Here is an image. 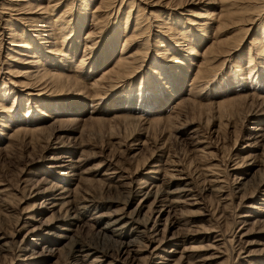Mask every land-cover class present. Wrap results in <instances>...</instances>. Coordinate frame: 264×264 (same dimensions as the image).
Wrapping results in <instances>:
<instances>
[{"label":"rangeland","instance_id":"rangeland-1","mask_svg":"<svg viewBox=\"0 0 264 264\" xmlns=\"http://www.w3.org/2000/svg\"><path fill=\"white\" fill-rule=\"evenodd\" d=\"M262 10L264 0H0V264H70L55 227L77 214L73 236L105 251L102 264H166L148 235L124 263L89 221H141L146 185L171 208L159 221L167 264H264ZM71 160L72 202L48 211L43 196L65 186Z\"/></svg>","mask_w":264,"mask_h":264},{"label":"bare ground","instance_id":"bare-ground-1","mask_svg":"<svg viewBox=\"0 0 264 264\" xmlns=\"http://www.w3.org/2000/svg\"><path fill=\"white\" fill-rule=\"evenodd\" d=\"M26 1V0H25ZM28 4V3H27ZM56 4V3H55ZM54 4V5H55ZM72 6V5H71ZM55 7V6H54ZM42 9V8H41ZM32 10V9H31ZM264 11V10H262ZM33 12V11H32ZM32 12L30 11L29 13L32 14ZM41 12V11H40ZM261 12V11H260ZM42 13V12H41ZM34 14V12H33ZM261 14V13H260ZM140 15V14H139ZM262 15V14H261ZM68 16V15H67ZM50 17V16H49ZM66 17V16H65ZM64 17V18H65ZM29 19V18H28ZM33 19V18H31ZM44 19V18H43ZM57 19V18H56ZM65 20V19H64ZM98 20V19H97ZM129 20V19H128ZM178 20V19H177ZM67 22V20H66ZM83 22V21H82ZM139 22V21H138ZM57 22H55L56 24ZM61 23V22H60ZM141 23V21H140ZM143 24V23H142ZM209 24V23H208ZM51 25V24H50ZM60 25V24H58ZM100 25V24H99ZM139 25V24H138ZM64 26V25H63ZM83 27V26H82ZM101 27V26H100ZM263 27V26H262ZM61 28L62 25H61ZM136 28V27H135ZM60 29V28H59ZM264 29V28H263ZM11 30V29H10ZM14 30V29H13ZM62 30V29H61ZM64 30V28H63ZM138 30V29H137ZM60 31V30H59ZM72 31V30H71ZM115 31V30H114ZM139 31H142L139 29ZM53 33V32H52ZM51 33V34H52ZM63 33V32H62ZM65 34V33H64ZM63 38V37H62ZM89 38V36H88ZM91 38V36H90ZM89 38V39H90ZM94 39V38H93ZM91 40V39H90ZM93 41V40H92ZM132 41V40H131ZM163 43V41H161ZM166 42V41H165ZM45 43V42H44ZM91 43H95V42H91ZM167 43V42H166ZM56 44V43H55ZM76 44V43H75ZM129 44V43H128ZM63 45V44H62ZM163 45V44H162ZM236 46V45H235ZM237 47V46H236ZM52 48V47H51ZM127 48V47H126ZM173 48V47H172ZM238 49V48H237ZM75 50V49H74ZM77 50V49H76ZM90 50V49H89ZM190 50V49H189ZM192 50V48H191ZM193 51V50H192ZM52 52V51H51ZM60 52V51H59ZM125 52V51H123ZM48 53V52H47ZM56 53V52H55ZM91 53V52H90ZM191 53V52H190ZM54 54V53H53ZM57 54V53H56ZM61 54V53H60ZM68 55V54H67ZM89 55V54H88ZM27 56V55H26ZM37 56V55H36ZM60 56H63V57H66L64 55H60ZM87 56V55H86ZM35 58V57H34ZM67 58V57H66ZM124 58V57H123ZM122 58V59H123ZM127 58V57H126ZM68 59V58H67ZM86 59V58H85ZM121 59V60H122ZM128 59V58H127ZM82 60V59H81ZM131 60V59H130ZM129 60V61H130ZM126 61V60H125ZM27 62V61H26ZM122 61H120L118 63L119 66L120 63ZM28 63V62H27ZM123 63V62H122ZM126 63L128 64V62L126 61ZM131 63V62H130ZM129 63V66L131 65ZM25 64V63H24ZM41 64V63H40ZM81 64V63H80ZM135 64V63H134ZM133 65V64H132ZM35 67V66H34ZM59 67V66H58ZM116 67V66H115ZM129 68V67H128ZM137 68V67H136ZM115 69V68H114ZM117 69V68H116ZM122 69H123V66H122ZM119 70V69H118ZM125 69H123L124 71ZM127 70V69H126ZM38 71V70H37ZM70 71V69H69ZM117 71V70H116ZM122 71V70H120ZM26 72H29V71H26ZM118 72V71H117ZM125 73H128L126 71H124ZM8 73V72H7ZM31 73V70L29 72V74ZM114 73V72H113ZM124 73V74H125ZM129 74V73H128ZM134 74V73H133ZM27 75V74H26ZM25 75V76H26ZM51 75L53 76H56L54 74L51 73ZM22 76V75H21ZM44 75H42L43 77ZM47 76V75H46ZM45 76V77H46ZM58 76V74H57ZM126 76V75H125ZM36 79H37V76H35ZM34 77V78H35ZM40 77V76H38ZM48 77V76H47ZM46 77V78H47ZM129 77V75L127 76ZM27 78V77H26ZM29 78V77H28ZM41 78V77H40ZM39 78V79H40ZM49 78V77H48ZM56 78V77H55ZM121 78V77H119ZM126 78V77H124ZM45 79V78H44ZM38 80V79H37ZM115 78H113V81L112 83L115 84V82L117 81H114ZM118 80H121V79H118ZM41 81H44V80H41ZM50 81V80H48ZM56 81V80H55ZM60 81V80H59ZM57 81V82H59ZM33 82V81H32ZM40 82V81H39ZM51 82V81H50ZM61 82L60 81V84L61 85ZM111 82V81H110ZM7 84V83H6ZM50 84V83H49ZM55 86H56V83H53ZM111 85V83H109ZM35 85V84H34ZM47 85V84H46ZM51 85V84H50ZM109 85V86H110ZM6 86V85H5ZM27 86V85H26ZM33 86V85H32ZM41 86V85H40ZM39 86V88H40ZM45 86V85H44ZM43 86V87H44ZM112 86V85H111ZM5 88V87H4ZM51 88H53L51 86ZM109 88V87H108ZM111 88V87H110ZM114 88V87H113ZM116 88V87H115ZM29 89V87H28ZM36 90V87L34 88ZM38 89V87H37ZM48 90H50L49 88H47ZM55 89V88H54ZM39 90V89H38ZM61 90V89H60ZM59 90V92H60ZM32 91V90H31ZM55 91V90H54ZM11 92V91H9ZM51 92V90L49 91ZM53 92V90H52ZM58 91H56L57 93ZM44 93V92H43ZM46 93V92H45ZM39 94H42L39 93ZM58 94V93H57ZM61 94V92H60ZM7 95V94H6ZM72 95V94H71ZM103 95V94H102ZM78 97V96H77ZM5 99V98H4ZM26 99V98H25ZM102 99V98H100ZM2 100V99H1ZM40 101V100H38ZM168 102V101H167ZM22 103V102H21ZM36 103V102H35ZM131 104V103H130ZM160 105V104H159ZM161 106V105H160ZM137 107V106H136ZM154 108V107H153ZM152 108V109H153ZM1 109V108H0ZM4 109V108H3ZM132 111V110H131ZM151 111V110H150ZM262 111V110H261ZM260 111V113H261ZM143 112V111H142ZM135 119V118H134ZM145 119V118H144ZM138 120V119H137ZM139 120H142V119H139ZM143 122V121H142ZM60 129V128H59ZM55 131V130H54ZM59 131V130H58ZM76 131V130H75ZM259 136V135H258ZM258 138V137H257ZM256 138V139H257ZM263 138V137H262ZM56 145V144H55ZM81 148V147H80ZM250 158V156H248ZM254 156H252L253 158ZM55 159V158H54ZM60 159V158H58ZM64 159V158H63ZM247 159V157L245 158V160ZM251 159V158H250ZM254 159V158H253ZM255 160V159H254ZM57 161V160H56ZM62 162V161H61ZM61 162H58V163H61ZM65 162V161H63ZM68 162V161H67ZM71 163H68L67 165H69L70 167L67 169V171L69 172H66V173H61V175H64L65 177H68L66 178V183H65V186H60V185H56V186H50V187H53L55 188L51 194H49L48 196L47 195H44L43 197L45 198L44 202L42 203V206H45L47 208L48 211H54L55 208L56 210L59 208V209H64V207L68 206L72 201V195L70 194L72 192V190H70L69 188L67 187H70L72 185V182L73 180L75 179H79V170L77 168L76 165L77 164V161H70ZM81 162V161H80ZM79 162V163H80ZM243 162V161H242ZM247 162V161H246ZM238 163V162H237ZM236 163V164H237ZM244 163V162H243ZM248 164V163H247ZM67 165H64V164H61L59 165L60 168H66ZM245 165V164H244ZM252 165V164H251ZM240 166V164H239ZM246 166V165H245ZM110 167V166H109ZM108 167V168H109ZM156 167V166H154ZM161 168V167H160ZM158 168V169H160ZM238 168V167H237ZM157 169V170H158ZM234 169V168H233ZM236 169V168H235ZM244 169V168H243ZM156 170V169H155ZM153 170V172L155 171ZM156 170V171H157ZM152 171V170H151ZM246 171V170H245ZM244 171V172H245ZM160 172V170L158 171ZM117 173V172H116ZM150 173V172H149ZM155 173V172H154ZM114 175V174H113ZM108 176V175H107ZM111 176V175H110ZM81 177V176H80ZM82 178V177H81ZM109 178V177H108ZM111 178V177H110ZM116 178V177H115ZM119 178V177H118ZM112 179V178H111ZM114 179V178H113ZM216 180V179H215ZM119 181V180H118ZM157 181V180H156ZM264 181V180H263ZM120 182V181H119ZM122 182V181H121ZM212 182V181H211ZM214 182V181H213ZM240 183V182H239ZM115 184V183H114ZM117 184V183H116ZM115 184V185H116ZM120 184V183H119ZM125 184V183H124ZM150 184V183H149ZM188 184V183H187ZM243 184V182L241 183ZM110 185V184H109ZM129 185V184H128ZM145 185V184H144ZM152 185V184H151ZM193 185V184H192ZM210 185V184H209ZM159 187V185H156ZM188 186V185H187ZM241 186V185H240ZM247 186V184H246ZM260 186V185H259ZM262 186V185H261ZM110 187V186H109ZM117 187H120V186H117ZM124 187V186H123ZM129 186H126L125 188H127ZM140 187V186H139ZM150 187V186H149ZM162 187V186H161ZM239 187V186H238ZM242 187V186H241ZM121 188V187H120ZM113 189V188H112ZM117 189V188H115ZM128 189V188H127ZM137 189V188H136ZM165 189V188H164ZM183 189V188H182ZM192 189V188H191ZM244 189V188H243ZM110 190V189H109ZM132 190V188H131ZM135 190V189H134ZM139 190H142L143 191H146L145 193H140L142 195L141 197V200L139 202V207L140 209H145V208H149L150 209V212L152 214L150 215H144L140 221V217L137 216V218L133 217L136 221H132L133 218H128V219H125L122 217H119V218H116V217H113V215L111 217H104V216H100L98 215L99 213L96 212H93L92 214H90L92 217L89 218V221H92L94 223V225L96 224L97 226L99 225L100 226V229L97 231V233H95L94 235L100 239H102V242L103 243H112L116 248H117V251H116V257L118 259H121L125 262H128L129 258H133L131 253L135 252L137 254V252H140V245L137 243V242H143L145 240V235H148L150 236L151 240L150 242L145 245L147 250L149 251L148 253L150 254V256L152 257H155L156 259L159 258V259H166V264L170 262V260H172V256H174L175 254L172 255V252H169L170 254L166 253V250L162 249L165 245V238L164 239H160L159 236H160V229H159V221H160V217H162L164 214H169L170 212V207L168 208H164L163 204H162V196L160 194V192H158V190H156V187H151V188H148V186L146 185V188H141ZM160 190V189H159ZM181 190V189H180ZM179 190V191H180ZM193 190V189H192ZM217 190V189H216ZM241 190V189H240ZM262 190V189H261ZM162 191V189H161ZM166 191V190H165ZM178 191V192H179ZM182 191V190H181ZM219 191V190H218ZM260 191V190H258ZM135 192V191H134ZM141 192V191H140ZM193 192V191H192ZM191 192V193H192ZM217 192V191H216ZM239 192V190H238ZM237 192V193H238ZM246 192V191H245ZM49 193V192H48ZM138 193V192H137ZM168 193V192H167ZM173 193V192H172ZM176 193V191H175ZM181 193V192H180ZM178 193V194H180ZM247 193V192H246ZM259 193V192H258ZM45 194V193H44ZM135 194V193H134ZM182 194V193H181ZM180 194V195H181ZM185 194V193H184ZM240 194V193H239ZM242 194V192H241ZM240 194V195H241ZM248 194V193H247ZM250 194V193H249ZM254 194V193H253ZM257 194V193H256ZM262 194V193H261ZM260 194V195H261ZM166 195V194H165ZM172 195V194H171ZM189 195V194H188ZM243 195V194H242ZM241 195V196H242ZM140 196V195H139ZM216 196V195H215ZM238 196V195H237ZM78 197V196H77ZM76 197V199H77ZM164 197V196H163ZM181 197V196H180ZM179 197V199H180ZM187 197V196H186ZM239 197V196H238ZM255 197V196H254ZM260 197H264V193L262 196ZM86 198V197H85ZM84 198V199H85ZM167 198V197H166ZM165 198V200H166ZM244 198V197H243ZM79 199V197H78ZM93 199V198H92ZM119 199V198H118ZM137 199V198H136ZM153 199L152 203H150V200ZM164 199V198H163ZM178 199V198H177ZM178 199V200H179ZM187 199V198H186ZM91 200V199H89ZM94 200V199H93ZM96 200V199H95ZM117 200V199H116ZM164 200V202H165ZM169 200V199H168ZM176 200V199H175ZM245 200H247L245 198ZM259 202H263L264 204V199L262 198H258L257 199ZM88 201V200H87ZM167 201V200H166ZM173 202V200H171ZM182 201V199H181ZM77 202V201H76ZM80 202V201H79ZM86 202V201H85ZM91 202V201H90ZM163 202V203H164ZM169 202V201H168ZM78 203V202H77ZM84 203V202H83ZM171 203V202H170ZM174 203V202H173ZM79 204V203H78ZM86 204V203H85ZM104 204V203H103ZM165 204V203H164ZM82 205V204H81ZM90 205V204H88ZM92 205V204H91ZM172 205V204H171ZM175 205V203H174ZM177 205V204H176ZM127 206V205H126ZM126 206H124L126 208ZM167 206H168V203H167ZM170 206V204H169ZM93 207V206H92ZM96 207V206H95ZM166 207V206H165ZM74 208V207H73ZM80 208V207H79ZM89 208V207H88ZM170 208V209H169ZM254 208V207H253ZM76 209V208H75ZM91 209V208H90ZM78 210V209H77ZM95 210V209H94ZM123 211V210H122ZM263 213H264V208H263ZM111 212V211H110ZM142 212V211H141ZM149 212V211H148ZM154 212V214H153ZM56 213V212H55ZM54 213V214H55ZM80 214H86V213H91L87 207L85 208H81V210L79 211ZM117 213V212H116ZM115 213V214H116ZM121 213V212H120ZM119 213V214H120ZM124 213V212H123ZM262 213V212H261ZM68 214V213H67ZM66 214V215H67ZM113 214V213H112ZM118 214V215H119ZM156 214H158L157 218H155ZM66 215H64L66 217ZM102 215V214H101ZM108 215V213H107ZM126 215V214H125ZM247 215V214H246ZM245 215V217H246ZM61 216V215H60ZM70 216V215H69ZM106 216V215H105ZM117 216V215H116ZM139 216L140 215V211H139ZM249 216V214H248ZM72 217V216H71ZM245 217H242L243 219ZM32 218V217H31ZM59 218V217H58ZM82 216H77L76 217H72L69 219V221L67 222V224L65 225H62L59 224L58 226H56L55 228L57 229V235L56 237H58V240H59V243H66L64 245H69L68 246V249H69V254L67 256H69V262L70 264H102L104 263L106 260H107V257H106V252H102L100 249H97L95 246H91L89 244H85L84 242H82L81 240H77L74 238V234H73V225L76 224V221L79 222L82 220ZM247 218V217H246ZM65 219V218H64ZM171 220V219H170ZM54 221V220H53ZM83 221V220H82ZM133 222H136V223H133ZM248 221L244 220L241 222V224L245 227V224L247 223ZM87 223V222H86ZM240 223V222H239ZM69 224V226H68ZM88 224V223H87ZM93 225V226H94ZM238 225V224H237ZM86 226V225H85ZM90 224L87 226L89 227ZM91 227V226H90ZM81 228V227H80ZM75 229V228H74ZM91 229V228H90ZM97 229V228H96ZM59 231V232H58ZM96 232V231H95ZM56 233V232H55ZM90 233V232H89ZM92 233V232H91ZM91 235V234H90ZM219 235V234H218ZM133 236V238H129ZM221 235H219L220 237ZM76 237V236H75ZM184 238V237H183ZM214 240V239H213ZM244 240V239H243ZM240 242V241H239ZM54 243V242H53ZM138 244L135 246V244ZM151 244V246H149ZM163 245V247H162ZM215 245V244H214ZM176 246V245H175ZM142 247V246H141ZM144 247V246H143ZM99 248V247H98ZM149 248V249H148ZM218 249V248H216ZM49 250H52L53 251V248H49ZM144 250H145V247H144ZM55 251V250H54ZM54 251L51 253L53 254ZM68 251V250H67ZM33 252V251H32ZM115 252V251H114ZM188 253V252H187ZM31 254V253H30ZM42 254V253H41ZM41 254L39 256H41ZM44 254V253H43ZM50 255V253H47ZM110 254V252H109ZM114 254V253H113ZM141 254V253H140ZM25 255V254H24ZM113 256V255H112ZM115 256V255H114ZM36 257V256H35ZM38 257V256H37ZM51 257V256H50ZM137 258V257H136ZM39 259V258H38ZM27 260V259H26ZM115 260V259H114ZM141 260V259H140ZM213 260V259H212ZM48 262V261H47ZM117 262V260H116ZM121 263V262H120ZM131 263V262H130ZM133 263V262H132ZM258 263V262H257ZM108 264V263H107ZM110 264V263H109ZM113 264V263H112ZM127 264V263H125ZM261 264V263H260Z\"/></svg>","mask_w":264,"mask_h":264}]
</instances>
